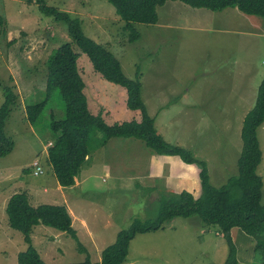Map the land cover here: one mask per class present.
<instances>
[{"label":"rangeland","instance_id":"1","mask_svg":"<svg viewBox=\"0 0 264 264\" xmlns=\"http://www.w3.org/2000/svg\"><path fill=\"white\" fill-rule=\"evenodd\" d=\"M45 2L78 18L84 34L114 54L127 78L135 79L138 70L141 97L155 129L167 142L204 161L213 186L237 173L243 118L253 107L264 76L263 17L243 13L236 6L210 10L167 0L156 7V23H134L140 37L130 42L124 21L107 0ZM70 40L65 24L40 12L35 3L0 0V104L3 85L12 86L17 94L5 123V132L16 147L10 155L0 156V175L10 171L15 177L7 187L20 177L47 187L42 201L63 205L47 154L52 143L48 139L53 137L50 122L63 116L64 101L55 89L35 123L26 119L25 104L32 92H44L45 63L52 50ZM74 48L91 110L108 124L131 119L125 91L104 80L88 56ZM257 137L262 153L257 172L264 202V121ZM88 145L89 157L75 177L77 184L61 186L77 211L98 213L93 218L98 241L101 234L105 242L114 241L115 230L127 228L134 219L154 218L162 193L201 194L197 163L158 154L135 137H106L95 128ZM33 159L43 170L38 175L33 174ZM230 231L238 264H264V251L255 249L253 237L239 227ZM9 232L21 240L15 239L20 247L17 253L27 247L21 232L8 225L5 211L0 210V264H18L11 253L13 242L7 241L9 252L2 251ZM66 238L62 245H46L42 257L48 263L81 261L76 241ZM129 245L121 264H224L229 252L219 227L204 224L198 215L174 217L152 235L135 236ZM91 258L96 261L94 251Z\"/></svg>","mask_w":264,"mask_h":264},{"label":"trees","instance_id":"2","mask_svg":"<svg viewBox=\"0 0 264 264\" xmlns=\"http://www.w3.org/2000/svg\"><path fill=\"white\" fill-rule=\"evenodd\" d=\"M35 3L40 12L62 22L71 40L62 43L46 60L44 92H32L25 104V117L35 123L55 89L60 91L64 101V114L50 122L53 141L48 147L47 159L55 177L62 186H71L89 154L88 139L95 128L106 137H135L158 154L178 156L186 164L200 165L198 173L201 194L197 197L187 190L162 193L158 198L159 209L152 219H134L121 229L115 240L101 251L100 261H92L88 250L79 241L72 226V217L63 204L41 203L32 205L29 194L24 191L13 193L5 207L8 225L21 232L26 249L18 252V264H54L42 259L32 245L31 232L37 224H43L70 235L76 241L79 252L86 257L79 263L68 264H121L127 256L129 243L138 233L157 231L166 221L182 216L198 215L204 224H214L225 237L229 252L224 264H238L236 246L230 230L239 227L255 240V249L264 251V202L262 199V177L257 172L262 153L257 137V128L264 121V76L258 85L253 107L243 118L241 127L242 147L237 160V173L225 183L213 186L209 181L207 164L193 157L191 152L179 145L167 142L155 129L154 118L149 115L141 97V82L137 70L136 78L130 79L122 71L114 54L86 36L80 20L45 0H27ZM124 21L128 41L140 37L134 23L154 24L158 20L156 7L167 0H107ZM195 8L221 10L236 6L243 13L264 18V0H178ZM10 43V42H9ZM77 46L90 59L94 70L106 81L118 85L125 91L126 108L133 112L131 119L113 124L106 123L95 114L84 91V81L77 67ZM1 84V82H0ZM3 102L0 104V156L10 153L14 141L5 132V123L17 94L12 86L3 85ZM32 97L36 99H31ZM37 100V101H33ZM29 102V103H28Z\"/></svg>","mask_w":264,"mask_h":264},{"label":"crops","instance_id":"3","mask_svg":"<svg viewBox=\"0 0 264 264\" xmlns=\"http://www.w3.org/2000/svg\"><path fill=\"white\" fill-rule=\"evenodd\" d=\"M51 140L53 141V137L48 139V142L51 141ZM48 142H47V144H48ZM47 144H44V145L47 146ZM46 146L43 147V150L46 149ZM15 147H16V142L14 143L13 148H15ZM10 154H8V155H10ZM34 161H35V159L32 160V162H34ZM4 165H6V163ZM31 167H33V174L34 175L40 174V173H38V174L35 173L36 166H33V163L31 164ZM34 167H35V169H34ZM6 170L8 171L9 167H6ZM42 172H43V170H42ZM14 179H15V177L10 174V171L7 172L5 175H3V174L0 175V197H1L0 198V210H4L5 211L6 203H7L8 199H9V197L13 193H15L17 191H21V190H24V191H26L29 194L30 203L32 205H38V204H41V203L53 204V203H51L53 201H50V202H43L42 201V199L47 198V196L45 195L46 192L48 191L47 187L40 188V187L36 186L33 183H27L22 177H20L18 180H16V182L13 185L7 187V185ZM77 182L78 181L75 179V183L74 184H77ZM56 185H57L56 186L57 190L60 191V194H59L60 198H62V202H64L65 206L67 207V209H68V211H69V213H70V215L72 217V226L75 229L78 238H80V240L87 247L86 249L90 252L89 253L90 258H91V253L94 251L95 252V256H96V261H100L102 249L105 248V246H107L110 243H112L113 241H106L105 242L104 239L106 237L103 236L102 234H101V237L99 238L100 241L97 240L98 235L94 234V231H93V230H96V227L94 229L93 220H95V219H93V218L96 217L98 215V213H96L95 211H92V212L77 211V207L73 206L74 203L72 205H70L69 201L67 200V194H66V192L63 191V190L66 189V187H62L59 184L58 180H56ZM73 185H71V186H73ZM54 197L55 196H53L52 200L54 199ZM6 217H7V215H6ZM76 222H78L77 227L75 225ZM53 229H55V228H53ZM53 229L48 230L47 226L43 225L41 223L37 224V225H35L33 227V230L31 232V242H32V245L34 247L36 246L35 248L37 249V251L39 252L41 257H42V251L46 248L47 244L48 245L51 244L53 247L55 246V243H59V244L62 245V243L67 239L66 237H68V236L71 237L70 235H68L65 232L58 231L56 229L53 230ZM120 230L121 229L115 230V233L113 235L114 240H115V237H116L117 233ZM159 230H157V231H159ZM155 232L156 231L145 232L144 234H151L152 235ZM139 234H143V233H138L135 236H137ZM38 236H40V238L42 237V240H39V241L37 240L35 242L34 238L36 237L38 239ZM15 239H18L19 243H21V240H20L19 237H16L11 232L7 233L6 236H5V241H4L5 245L2 247V249H4V250H2V251H3V253L9 252V247H8L7 241L13 242V244L15 245V248L12 250L11 253H12L13 257L17 258V254H18L17 251L20 249V247H19V245L15 244ZM22 239H23V236H22ZM59 244H57V245H59ZM59 249H60V251H62L61 248H59ZM129 251L130 250L128 249L127 256L129 254ZM77 253L81 257H83V258L79 259V260H81L79 262H82L85 259L86 254L85 253H81V252H77ZM7 255H8V253H7ZM42 259L45 260L44 257H42ZM91 260L95 261L92 258H91ZM79 262H70V263H79Z\"/></svg>","mask_w":264,"mask_h":264},{"label":"built area","instance_id":"4","mask_svg":"<svg viewBox=\"0 0 264 264\" xmlns=\"http://www.w3.org/2000/svg\"><path fill=\"white\" fill-rule=\"evenodd\" d=\"M33 166H36V170H35L36 174L42 173V168L39 166V162L38 161H34L33 162Z\"/></svg>","mask_w":264,"mask_h":264}]
</instances>
